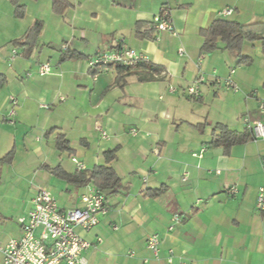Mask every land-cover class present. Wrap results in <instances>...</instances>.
I'll use <instances>...</instances> for the list:
<instances>
[{"label":"crops","instance_id":"crops-1","mask_svg":"<svg viewBox=\"0 0 264 264\" xmlns=\"http://www.w3.org/2000/svg\"><path fill=\"white\" fill-rule=\"evenodd\" d=\"M69 1L74 7L58 16L52 0H17L26 10L17 19L12 0H0V75L8 80L0 87V241L22 237L19 219L28 216L41 187L63 209L81 206L94 184L79 186L52 173H81L77 158L86 173L107 166L121 179L100 224L88 233L77 229L92 245L83 253L85 264H264V213L257 209L264 139L253 137L229 155L209 146L217 125L244 132L249 121L264 123L262 42H245L247 60L239 64L223 49L203 53L200 34L217 20L264 25V0ZM163 9L177 36L154 27ZM226 9L234 14L222 17ZM37 21L43 32L27 55L13 42ZM121 48L148 56L160 74L147 82L129 76L124 86L117 84L116 67L93 74L90 61ZM67 51L84 58L61 61ZM44 63L54 72L40 77ZM232 70L239 92L225 86ZM195 85L200 95L191 98ZM10 96L19 102L13 117ZM60 135L72 153L57 148ZM115 149L117 159L107 164L105 153ZM175 215L183 221L170 232ZM152 235L161 240L158 257L148 249Z\"/></svg>","mask_w":264,"mask_h":264},{"label":"built area","instance_id":"built-area-1","mask_svg":"<svg viewBox=\"0 0 264 264\" xmlns=\"http://www.w3.org/2000/svg\"><path fill=\"white\" fill-rule=\"evenodd\" d=\"M233 14V9L221 12L222 17H230ZM153 25L160 32H169L173 36L178 35L171 13L166 9L154 17ZM179 52L182 54L184 49H180ZM17 55V51H14V57ZM140 63L149 64V57L134 49L121 48L97 55L90 61V69L94 71L109 66L129 67L137 66ZM53 72V67L49 63L41 64L38 69L40 77L52 75ZM235 73V70L230 72L225 86L239 92L240 87L234 80ZM200 80L204 81V78L201 77ZM171 90L174 91V88L171 87ZM188 94L191 98L199 97L198 86L189 88ZM9 101L11 104L9 116L13 117L16 115L19 102L14 96H10ZM259 110L264 113V100L260 101ZM248 128L255 139H264L263 122L249 121ZM133 133L136 135L137 131H133ZM102 134L103 138H109L106 132ZM72 160L78 172L86 170V166L77 158ZM188 177L189 173L186 172L183 180L187 181ZM230 193H237V189L231 188ZM257 209L264 213V185L259 190ZM108 212L107 197L95 185L89 186L81 196V206L70 209H63L52 192L48 188L41 187L32 200V208L28 216L19 219L23 231L22 237L18 240H10L8 243L0 241L2 264H85L83 253L92 245L79 235L77 229H82L86 233L92 231L100 224V216H105ZM182 221V216L175 215L169 231H174ZM160 244L159 235H152L148 238V249L153 252L155 257L159 256ZM169 263H173V260L169 259Z\"/></svg>","mask_w":264,"mask_h":264},{"label":"trees","instance_id":"trees-1","mask_svg":"<svg viewBox=\"0 0 264 264\" xmlns=\"http://www.w3.org/2000/svg\"><path fill=\"white\" fill-rule=\"evenodd\" d=\"M16 9L15 17L17 19H23L26 15L24 6L18 4L17 0H12ZM74 5L69 0H52L53 12L58 15H64L69 9H72ZM43 23L37 21L23 38L15 40L13 45L17 48H22L25 54L30 55L43 32ZM204 42L202 51L205 54H212L218 50H226L231 54L240 58L239 64L246 62L247 59L242 55V47L245 42L254 43L256 41L262 42V48L264 53V25H241L237 22H230L225 20H217L213 22L207 29H203L200 32ZM223 46V47H221ZM84 57L73 52H65L61 58V61L66 60H81ZM116 67L118 72L117 84L124 86L126 78L129 76H137L140 82H147L155 80L160 74V70L151 64L140 63L137 66H109ZM101 69L98 68L93 72L97 74ZM7 78L0 75V87L7 83ZM253 135L250 131L236 132L230 130L226 126L217 125L213 134L212 141L209 146L213 148H223L224 153L229 155L231 150L240 144H246L253 140ZM57 148L62 152L72 153L70 142L66 140L63 135L57 137ZM14 152L10 153L7 158H12ZM118 157V149L110 150L105 153V161L110 164ZM55 175L62 176L67 181L75 183L79 186H85L89 183H93L96 188L103 192L106 197L117 191L121 184V179L111 167L100 166L94 168L91 172H81L76 175H69L65 173L61 168L52 170Z\"/></svg>","mask_w":264,"mask_h":264},{"label":"rangeland","instance_id":"rangeland-1","mask_svg":"<svg viewBox=\"0 0 264 264\" xmlns=\"http://www.w3.org/2000/svg\"><path fill=\"white\" fill-rule=\"evenodd\" d=\"M29 10H30V17L32 18V9H31V7L29 8Z\"/></svg>","mask_w":264,"mask_h":264}]
</instances>
